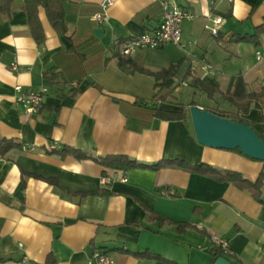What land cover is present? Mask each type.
Here are the masks:
<instances>
[{"label": "crops", "instance_id": "0c3cea01", "mask_svg": "<svg viewBox=\"0 0 264 264\" xmlns=\"http://www.w3.org/2000/svg\"><path fill=\"white\" fill-rule=\"evenodd\" d=\"M162 1L113 0L106 10L108 21L98 24L89 17L101 11L100 0H63L66 34L55 31L39 6L45 35L41 45L31 37L23 0H14L8 15L0 14V139L16 144L0 147V264H88L96 250L110 253L114 264H167L137 255L148 251L177 264H209V234L229 242L232 263L264 264V205L228 181L189 172L178 162L234 170L249 180L262 172L264 200V161L198 143L188 120L156 119L147 107L138 106V99L151 98L169 111L191 100L179 102L171 89L158 91L150 75L126 73L113 56L118 41L159 25ZM171 1L193 12L181 31L183 41L195 40L196 45L183 50L168 44L125 59L152 71L179 62L174 90L181 81L190 86L195 76L223 93L235 76L247 92L264 87V33L257 45L234 40L262 24L264 0ZM220 15L225 22L214 37L204 25ZM95 28H100L99 36ZM71 34L80 40L92 36L103 48L101 60L108 59L100 72L84 76L75 95L69 92L74 82L51 85L47 77L57 58L66 61ZM202 60L212 66L210 72L200 69ZM15 85L47 87L36 112L28 113L18 103ZM197 92L203 91L194 88V98ZM161 95L165 99L157 100ZM216 96L223 99L215 93L205 102L192 100L209 111H237L231 103L212 102ZM263 112L264 93L239 117L264 136ZM63 147L86 156H61L57 151ZM106 155H126L144 165L175 161L157 170L123 171L94 159ZM103 176L110 180L102 183ZM149 212L191 227L178 232L175 224L148 219Z\"/></svg>", "mask_w": 264, "mask_h": 264}, {"label": "trees", "instance_id": "16d2710c", "mask_svg": "<svg viewBox=\"0 0 264 264\" xmlns=\"http://www.w3.org/2000/svg\"><path fill=\"white\" fill-rule=\"evenodd\" d=\"M14 0H0V14L8 15L10 13L12 3ZM42 6L45 10L46 17L48 19V23L55 29L56 32L61 34H66L67 27L65 25V16L63 9V0H23L22 9L27 15L28 26L31 33V37L34 38L36 44L41 45L44 43L45 35L43 31L42 24L38 17V8ZM264 33V19L262 24L257 27H254V32L252 34L245 35H234L235 42H248L254 45H257L259 42V36ZM77 35V34H76ZM76 35L71 34L67 36L70 40V45L66 52V61L63 63L59 61L57 58V63L51 67L47 72V77L49 84L57 85V84H74L71 86L70 94L75 95L78 92V86L81 83L82 79L88 72L91 70L99 71L104 68L107 64L108 59L101 60L103 48L99 44L95 42L92 36H86L83 40H80ZM219 33L217 34L218 37ZM122 42V40L117 42V46ZM113 56L117 58L118 66L126 71V73L140 72L147 75H150L154 78L155 84L153 87L158 91L161 90H170L175 88V78L177 71L179 69L180 63L172 64L167 68H162L157 71L149 70L142 65L133 63L129 59H125L118 50H113ZM189 73H186L185 76H188ZM243 80L240 76H235L230 79L228 88L223 92L214 89L202 82L198 77H192L190 82V86L194 88H198L205 92L209 97L213 96L215 93H220V96L234 105L237 108L235 113H228L218 110H211L212 112L230 118L239 122H247L252 126V123L242 117H239V114L247 113L250 104L252 101L259 99L262 97L264 93V87L258 92H247L243 85ZM165 99V95H161L157 100ZM196 105L194 100H191L188 105H181L180 110H165L159 107L148 108L149 112L156 119L163 120H181L187 123L188 120V111L187 106ZM255 105H258L255 103ZM140 106V105H138ZM142 107V106H140ZM261 121L264 123V112L261 116ZM261 136V135H260ZM264 138V136H261ZM6 147H12L16 145L11 141H5L0 139V147L1 145ZM238 151V150H236ZM59 155L65 156L67 154H72L75 158L85 157L86 154L82 151L71 148V147H63L60 151H57ZM240 152V151H238ZM96 161L103 165V167H108L111 169L118 170H129L133 168H147L152 170H157L165 166L166 164L172 163L175 160H160L152 164H145L136 161L126 155H106L103 157H95ZM179 162V167L187 169L189 172L199 173L208 177L213 178V180L227 182L233 184L238 189L247 191L255 202H258L264 205V200L262 199V182H263V174L262 172L256 177L255 180H249L243 177L237 171L228 170V169H218L206 163H198V164H188L182 161ZM176 164V163H175ZM148 219L157 220L160 223H168L176 226L178 232H184L187 228L191 227L188 223L183 222H174L164 215H160L157 213L149 212ZM209 253L212 257V260L209 264H212L214 260L223 256L228 259V255L224 253L220 248L213 246L209 249ZM140 257H147L156 260H161L166 262L167 264H177L174 261H170L164 259L163 257L150 253L144 252L137 254Z\"/></svg>", "mask_w": 264, "mask_h": 264}, {"label": "built area", "instance_id": "2783aa9c", "mask_svg": "<svg viewBox=\"0 0 264 264\" xmlns=\"http://www.w3.org/2000/svg\"><path fill=\"white\" fill-rule=\"evenodd\" d=\"M113 4V0H100L99 7L100 12L94 13L89 17V20L94 23L107 22L109 17L106 14V10ZM162 7V20L159 25L152 31H145L139 36L126 39L119 44L118 51L122 56H130L143 49H157L165 45H175L180 49L188 50L195 46V40L183 41L182 39V23L190 21L194 18V14L189 9L178 6L171 0H163L161 2ZM225 19L220 16H214L208 18L204 27L212 36H217L221 26L224 24ZM261 54L257 53L259 59ZM200 69L206 73L212 70V66L207 61H200ZM12 69L16 68L13 64ZM195 67L191 66L190 70H194ZM182 85H186L185 81L180 82ZM15 97L18 103L24 107L28 113H34L40 108L43 97L47 93V87L41 85L37 88L23 87L22 85H15ZM53 145H50L52 148ZM110 180L108 176L101 178L102 183H106ZM126 181L125 178L122 179ZM210 241L213 246L220 248L224 253L230 254L229 242L226 239H222L215 234H209ZM88 264H114L112 256L102 250L94 251V254L89 258Z\"/></svg>", "mask_w": 264, "mask_h": 264}, {"label": "water", "instance_id": "95a60500", "mask_svg": "<svg viewBox=\"0 0 264 264\" xmlns=\"http://www.w3.org/2000/svg\"><path fill=\"white\" fill-rule=\"evenodd\" d=\"M96 36L100 28H95ZM189 115L198 143L219 149L238 150L252 159L264 161V138L247 122L220 116L196 105L189 106ZM212 264H234L223 256Z\"/></svg>", "mask_w": 264, "mask_h": 264}, {"label": "rangeland", "instance_id": "374dc122", "mask_svg": "<svg viewBox=\"0 0 264 264\" xmlns=\"http://www.w3.org/2000/svg\"><path fill=\"white\" fill-rule=\"evenodd\" d=\"M178 83V82H176ZM194 87L192 86H183V85H178V89L174 90V89H171V94L172 96H174L175 98H177L179 100V102H188L192 99L196 100V101H199V102H205V101H208V95L201 92V93H198L196 94L195 98H194ZM208 96V97H207ZM144 100H147V101H144ZM138 99L137 101V104L142 106V107H148V108H153V107H156V100H153V99ZM215 101L217 102H221L224 101L223 103H225L224 105H230L229 102L221 99L219 96H216L214 100H212V102L215 103ZM222 106V104H221ZM188 111V125L190 126V128L193 130L192 128V123H191V119H190V116H189V110Z\"/></svg>", "mask_w": 264, "mask_h": 264}]
</instances>
